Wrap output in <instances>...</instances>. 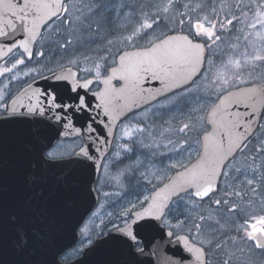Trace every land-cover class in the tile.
I'll use <instances>...</instances> for the list:
<instances>
[{
	"label": "rangeland",
	"instance_id": "rangeland-1",
	"mask_svg": "<svg viewBox=\"0 0 264 264\" xmlns=\"http://www.w3.org/2000/svg\"><path fill=\"white\" fill-rule=\"evenodd\" d=\"M87 1L71 0L68 6V19L72 20L77 15L75 5L80 6V12L83 16L89 17L85 24L97 20L99 18L97 15L90 14ZM109 1L108 8L102 11L106 27L103 29L112 33V39L118 42L119 48L117 50L132 47L133 42H125L123 37L131 35L145 19L152 22V18L157 16V6H167L168 3V0ZM210 1L213 3V8L216 6L215 12L212 11L209 15L212 17L211 19L208 17L205 8L209 0H172L173 6L168 8V12H160L154 25V31L148 30L147 38L135 40V45H146L147 39L160 37L172 30L189 32L187 16L183 17L185 19L184 25L176 23L182 18L181 13L189 12V9L184 5L195 8V11L190 13L193 20L197 15L201 18L207 16L213 23L219 21V23L224 24L223 30H220L219 25H217L216 35L220 36V40L208 41L210 47L206 69L198 81L188 88L190 91L176 92L138 112L136 116L137 125L130 128L137 145V158L131 162V150L121 149L117 156L118 161L115 158L113 160L117 163L110 162L105 168L103 167L101 180L98 182V187L101 188L99 190L102 196L101 203L83 225V237L79 245L66 256L79 254L89 245L87 242L89 236L93 241L111 230L113 224H122L123 218L117 219L120 212L130 208L132 204L137 205L133 210L139 208L138 201H143V197L150 195L153 188L162 184L175 170L186 166L199 155L201 147L199 136L208 128L205 122L206 113L221 93L243 83L264 81V64L261 62L245 65L242 69H235L228 64L230 59L243 62L246 55L252 54L254 49H264V41L256 35L257 32L264 31V29H261L260 25H257L256 28L250 27L251 24L255 23V19L248 9H238L234 6L237 0ZM247 2L248 0H244V3ZM196 5H201L202 9L196 8ZM93 7L95 6L93 5ZM256 11L259 16L260 10L257 9ZM242 12L247 15H242ZM233 16L238 17L239 22L233 21L232 25L227 24V20L232 19ZM259 18L264 19V17ZM67 24L61 19V21L52 24L48 34L56 37L59 30L69 28L65 26ZM72 25L73 28L69 29L70 38L77 36L81 40L85 31L98 33L93 23L90 30L82 32H74L73 29H79L80 26L78 24ZM84 39L86 40V38ZM71 40L72 46L75 38H71ZM87 40L89 39L87 38ZM68 50L69 48L64 49V51ZM261 54H264V51ZM220 75H223L229 83L224 84L223 80L217 79ZM177 100L180 102L173 103ZM184 124H189V129L184 132L179 131ZM137 127L142 131H136ZM262 135L255 141H264V134ZM81 145L80 140L64 141L52 151L67 156L68 153L75 152ZM255 147H259L258 144ZM253 150L255 151V149L251 151ZM244 151L226 167L225 173L227 175H224L221 189L217 194L205 201L191 198V203L188 196L179 198L172 207L175 212H170L166 220L168 225H175L182 215L181 221L184 223L182 228L177 229L190 234L194 240L201 242L206 236L198 234L193 225L200 223L199 216L204 215L205 221L202 224V229L205 233L212 232L216 241L222 244L221 250L210 249L212 264H224V261H229V264H246L242 253L245 251L244 246H246L247 241L241 239L244 236L242 225L249 217L253 215L258 217L264 214V166H262L264 165V158L255 159V163L250 164L252 163L248 159L250 155L247 154L249 149ZM261 153L264 154V152ZM255 154L257 155L258 152L255 151ZM174 164L176 167H171ZM158 177H163V179ZM248 179H254L255 183L251 186L247 185ZM129 187L132 190L131 195L128 194L121 197V200L118 199L130 189ZM233 192H239L241 195H231ZM112 197L116 198V202L119 203H112ZM217 199H226L228 204L217 206L214 203ZM233 205H237L238 210L228 211ZM208 217H212V219H208ZM112 221L115 222L111 223ZM205 246L208 247L207 244ZM249 246L250 258H252L250 264H264V252L256 253L252 244Z\"/></svg>",
	"mask_w": 264,
	"mask_h": 264
},
{
	"label": "water",
	"instance_id": "water-1",
	"mask_svg": "<svg viewBox=\"0 0 264 264\" xmlns=\"http://www.w3.org/2000/svg\"><path fill=\"white\" fill-rule=\"evenodd\" d=\"M67 1L65 0V2ZM7 2L8 0H0V30L11 32L10 28L6 26V22L9 20L15 22V20L12 12L5 11L4 4ZM11 2L19 7L18 0H11ZM55 19L57 18H54L52 21ZM45 28L43 25L40 26L36 40L29 44V51H33ZM188 34L185 31H177L169 33L160 39L173 35ZM22 38L20 33H17L15 37L11 35L0 37V61L11 53L7 51L11 43ZM198 42L205 43L201 40ZM143 47L145 46L123 50L118 55L116 64L111 67L110 73L104 79L112 74L113 68L118 66L120 55L126 52L137 51ZM207 52L206 47L203 53L204 62L200 65L201 71L197 72L192 78L194 82L202 75L205 69ZM70 72L76 73L79 78V69L69 65L29 83L14 97L9 106L11 107L16 103V106L20 109L19 114L5 117V119L18 122L0 123V128L3 129L5 136L3 146L0 148V264H124L125 261L131 259L127 256L124 245L109 239L110 236L118 235L112 230L103 236L97 237L75 259L64 262L61 260V256L75 247L79 242L82 236L81 226L100 202L96 183L104 160L112 149L119 123L130 114L140 111L180 91V89H174L171 93H164L160 88L159 82L146 81L142 87L150 91L152 95H155V99H152L151 96H146V102H141L138 107H130L120 113L118 118L113 119V116H116V112H113L112 115L106 118L103 109L95 107L99 101L93 96V93L105 87L102 82V87L96 91H90V88L88 90L79 89L80 95L87 93V99L91 103L92 109L90 113L69 112L72 128H65L63 122H58L54 118V112H49L44 117L28 116L25 108L21 107V104L26 106L30 102H35L34 97L31 101L29 100L33 89H45L50 86H57L58 91L65 100H67L69 95H75V93L70 92L68 87V85L74 82L75 78L69 77L67 81L63 79V77L69 76ZM54 76L61 77V79H53ZM86 79H93L95 81L94 77ZM118 79L119 73L112 80V85L115 88H120L121 86L115 85V81ZM84 80L79 78L80 83H83ZM192 84L193 82L189 81L186 87ZM29 85H32L31 89ZM252 88L264 90V82L240 85L223 92L218 97L206 114V122L209 128L201 136L202 143L204 135L214 130L213 124L209 122L213 119L210 113L213 112L217 105H222V102L224 114L231 113L233 116H239L244 119L248 117V113L251 111L250 106L256 107L257 115L254 122L261 125L264 115L262 114L264 113V99L257 98L255 101L245 99L248 90ZM157 91L161 94L156 95ZM233 101H239V103H233ZM120 103L122 104L123 101H120ZM220 115L218 114L217 119H219ZM34 121L44 122L40 125L42 133L40 146L46 152L60 139L80 137L83 140L81 147H87L90 154L93 155L94 160H85L83 157L71 155L60 157L57 161L52 162L51 165H40L38 168H34L33 164L36 163V140L32 135V130L36 127V124L33 123ZM86 124L95 128L96 132L91 133L87 127H84ZM76 128L81 129L80 133L75 132ZM258 129L259 127H254L248 133L246 143L255 135ZM216 134L218 138L224 137L226 146L227 138L225 132L217 128ZM97 135L101 137V141L96 140ZM90 136L91 139H89ZM242 148H234L228 154V158L217 169L218 173H224L226 165ZM203 151L202 147L200 154L194 160L186 166L175 170L151 194L163 189L178 173L185 172V169H192L200 161ZM80 161H83V163ZM222 177V174H218L214 181L216 186L215 192L219 189ZM214 193H211L209 197ZM175 199L177 198L172 197L167 202L170 204V207ZM144 207H147V205H144ZM142 210L140 207L133 210V213ZM13 216L17 217L15 223L11 221V217ZM164 217L159 221L155 218H149L147 221L141 220L139 222L136 230L140 234L139 238L142 241L140 247H143L145 251L142 256L137 258L135 264H181V262L182 264H196L193 254L186 250L184 241L181 239L177 242V237L188 236L191 245L200 246L201 244L194 241L187 233L168 236L167 233L169 231H174L163 223ZM129 223H131V220ZM120 226L122 227L123 225ZM18 229L25 230L29 237V244L23 249L17 246Z\"/></svg>",
	"mask_w": 264,
	"mask_h": 264
},
{
	"label": "snow or ice",
	"instance_id": "snow-or-ice-1",
	"mask_svg": "<svg viewBox=\"0 0 264 264\" xmlns=\"http://www.w3.org/2000/svg\"><path fill=\"white\" fill-rule=\"evenodd\" d=\"M19 7L8 0L4 4L5 11L12 12V16L15 20H9L6 22V26L10 28L11 32L0 30V37H8L9 35L15 37L17 33H20L23 37L18 41H13L11 46L8 47L7 51L12 52V49L19 47L23 49L19 58H14L15 62L11 64V67H3L0 69V75L6 73H11L18 65L25 64L24 54L27 53V57L30 59L32 52L29 51V44L36 40L39 33L40 26L43 25L47 27L54 18H60L63 16V22L68 24H78L79 29L74 28L73 31H84L90 30L92 23L96 25L97 32L103 27L105 20L101 15V4L99 0H92L89 4V12L91 15H97L99 18L95 21H91L85 24V21L89 20L88 16H83L80 12V6H75L77 15L72 19H68L69 7L67 6L65 0H18ZM95 5V7H93ZM173 6L172 0H168L167 6H157V16L152 18V22H148L145 19L140 27L134 30L131 35L123 37L125 42H133L137 39H145L148 37V30L154 31V25L159 18L161 11L168 12V8ZM238 9H248L252 13L255 23L251 24L250 27L256 28L260 25L261 29H264V19L259 17H264V0H248L244 3V0H237L234 5ZM184 7L189 9L188 13H181V19L177 20L178 25H184L185 19L183 17L187 16V24L189 27L188 35L180 36H168L164 39L159 37L151 38L146 40V46L139 48L137 51L126 52L119 56V63L116 68L112 69V74L109 75L102 82L105 85L100 91L93 93V96L99 101L95 107L102 108L105 117L112 115L116 112V116L113 119L118 118L120 113L129 109L130 107H138L141 102H146L145 97L151 96L155 99V95H152L150 91L142 87L143 83L146 81H157L160 84V88L164 93H171L174 89H180L182 92H188L190 89L186 87L189 81L194 83L192 80L193 76L197 72L201 71L200 65L204 62L203 53L206 47L210 46L207 41H218L220 36L216 35L217 25H219L220 30H223L224 24L213 23L208 19L207 16L203 18L197 17L193 20L190 13L195 11V8L189 5H184ZM196 8H201V5H196ZM257 9H259V16L257 15ZM215 12V10H213ZM242 15H247L242 12ZM233 21L239 22V18L233 16L232 19L227 20V24L232 25ZM257 37L264 41V31L256 33ZM201 37L206 38V43H199ZM72 43V40L65 38V44L60 45L67 49V46ZM111 44V41L108 42ZM262 50H255L250 55H246L241 60L230 59L228 64L235 69H242L245 65H250L255 62H261L264 64V54H261ZM43 55V53H38ZM83 59L87 60L88 57L85 56ZM103 59V58H102ZM72 63H78V61H72ZM115 63V61H113ZM88 75L94 74V79L99 80L102 71L107 72L108 67H101L99 62L94 64L93 68L83 69ZM119 73L118 82H121L120 88H115L112 85L113 78ZM29 73H24L27 76ZM73 77L74 82L68 85L71 93H75L74 96L69 95L67 100H65L61 93L58 91L57 86H50L45 89H33L32 96L29 97L31 101L35 98V102H30L28 105H22L28 116H39L44 117L49 112H54V118L58 122H63L65 128H72V120L69 117V112H89L92 109L91 103L87 99V93L85 95H80L79 89L83 88L88 90L90 85L93 84V79H85L83 83L79 82V78L76 73H69V76L63 77L65 81ZM12 79H17L13 76ZM53 79L59 80L61 77L54 76ZM217 79L223 80L224 84H228L229 81L224 78L223 75L217 77ZM32 88V85H29ZM161 93L157 91L156 95ZM257 98L264 99V90L252 88L249 89L245 99L250 101H255ZM2 99V97H0ZM183 99V97H181ZM120 101H123L121 104ZM180 101H173V103H179ZM19 103V102H17ZM233 103H239V101H233ZM223 105V102H222ZM222 105H217L216 108L210 113L213 118L209 122L213 124L214 130L212 132L206 133L203 137V156L200 161L193 166L192 169H185V172L178 173L177 176L170 181L169 184L165 185L163 189L154 192V194L144 196L143 201H138L142 211H137L133 213V209L137 207L136 204H132L130 208L124 209L117 216V219L123 218V226L113 224L112 231L117 233L116 236H110L109 239L117 241L118 243L124 245L127 256L131 259L125 261L124 264H135V261L139 256L144 254L145 249L139 247L142 243L139 238V233L136 228L141 220L147 221L149 218H155L156 220H161L165 215L168 214L170 210V204L167 203L172 199V197L182 198L183 196L191 198H199L203 200L209 197L211 193L216 191V186L214 181L218 174L227 175V173H218L217 169L220 164L228 158L233 149H240L241 147L247 148L246 138L248 133L252 131L254 127H264V125L255 124V117L257 115V108L251 107V111L248 113L246 119L240 118L239 116H233L231 113L224 114V108ZM0 123H15L18 121H12L5 119L8 116H15L19 114L20 109L14 103L11 107L7 104H0ZM195 111V109H193ZM218 114L219 119H217ZM264 114V113H262ZM27 122V121H23ZM36 127L32 130V135L36 140V163L33 164L34 168H38L40 165H51L52 162L57 161L63 154L57 153L55 151H45L43 147L40 146L42 139V133L40 125L43 121H34ZM111 123V122H110ZM91 133H95L96 129L92 128L90 125H85ZM189 124H184L179 131L184 132L189 129ZM225 132L227 138V145L225 146L224 137L218 138L216 134V129ZM81 129L76 128L75 132L80 133ZM136 131H142L137 127ZM68 134V133H66ZM123 135L125 137L131 138L133 133L130 128L125 127L123 130ZM4 132L0 128V148H2L4 143ZM91 139V136L89 137ZM97 141H101L99 135L96 136ZM125 151H130L127 144L122 145ZM256 152H264V141L261 142L259 147L255 148ZM68 155H74L77 157H83L85 160H94L93 155L90 154L87 147H81L78 152L68 153ZM117 155H119L117 153ZM83 163V161H80ZM183 166V165H181ZM264 166V165H262ZM171 167H176L172 165ZM255 175V173H254ZM163 179V177H158ZM35 179V177H33ZM255 183L254 179H248L246 181L247 185H253ZM231 195H241L239 192H233ZM214 203L219 206L221 204H228V200L217 199ZM147 205V207H144ZM238 210L237 205H233L228 211ZM220 214V213H218ZM222 215V214H220ZM212 219V217H208ZM17 220L16 216L11 217L12 223ZM131 220V223H129ZM200 223L194 224L193 227L197 229L198 234L205 235L206 238L201 241L200 246H194L189 243L188 236L177 237V242L181 239L184 241L186 250L192 253L195 257L196 264H208L207 249L204 245L207 244L208 249L215 248L216 250H221L222 244L217 242L215 236L212 232L205 233L202 229V224L205 221V216H199ZM183 221L177 220L174 226L170 227L182 228ZM219 223V221H217ZM191 231V229H189ZM242 231L244 236L241 237L242 240L253 242L254 248L264 252V214L260 216H251L245 220L242 225ZM168 236L175 235L174 232L169 231ZM88 244L93 243L92 238L88 237ZM103 243V241H102ZM29 244V237L25 230L18 229L17 231V246L21 249L27 247ZM242 251V250H241ZM231 259V258H230ZM182 264V262H181ZM224 264H229V261H224Z\"/></svg>",
	"mask_w": 264,
	"mask_h": 264
},
{
	"label": "flooded vegetation",
	"instance_id": "flooded-vegetation-1",
	"mask_svg": "<svg viewBox=\"0 0 264 264\" xmlns=\"http://www.w3.org/2000/svg\"><path fill=\"white\" fill-rule=\"evenodd\" d=\"M67 4V3H66ZM167 35V34H165ZM160 36L159 38H162L163 36ZM199 40H203L206 43V40L204 37H201ZM40 42V41H39ZM39 42L37 41L33 51H32V56L29 59L27 57V53L24 54L25 57V64L23 65H18L16 69H14L11 73H6L4 75H0V97H2V99H0V104H7L8 106H10L12 100L14 99V97L20 93V91H22V89L24 87H26L29 83L33 82V81H37L38 78L46 76L48 74H51L61 68H64L66 66H68V64H58V56H59V50L57 49H50V48H38V44ZM207 44H209V42L207 41ZM208 46V50H209ZM21 52H23V49L20 48H16L14 49L7 57H5L4 59H2L0 61V69H2L3 67H11V64L15 62L14 58H19ZM43 53V55H39L38 53ZM122 52V50H117L114 51L112 53H115V58L113 61H115V63H112L108 66V71L107 72H103L101 73L100 79L99 80H95L93 85L90 87V91H96L98 89H100L102 87V81L104 79V77H106L109 73H110V69L112 66H114L117 62V57L118 55ZM103 68V66H101ZM80 73H79V78L80 79H86L89 77H94L93 75H88L87 72L83 71V69H88V68H78ZM29 73L27 76L24 75V73ZM15 76L17 77V79H12V77ZM115 85H121V82L115 81ZM0 111H2V109H0ZM138 112L132 113L131 115H129L128 117H126L123 121H121L117 127L116 130V134L114 137V141L112 144V149L111 152L109 153V155L106 157L103 167L105 168V166L111 163H117L118 158H117V153H119L121 151V149H123L122 145L127 144L128 146H130L129 148L131 149V162L135 161L137 158V145L136 142L134 140V138H129V137H125L123 135V130L125 129V127L127 128H132L133 126L137 125V120H136V116H137ZM261 129L259 128L258 132L256 133V135L250 139L247 142V149H249L248 151V155H250L249 161L252 162L250 164H254L255 163V159H260L261 157L264 158V154L259 152L257 155L255 154V151H251L252 149H255L258 144V146L261 145V141L257 140V142L255 141L256 139H258L259 137L263 136L260 135ZM203 133V132H202ZM199 136V140L201 143V147L202 148V138L201 135ZM260 135V136H258ZM74 139H61L59 140L54 146H52L50 149H48L47 151H52L54 148L58 147L60 143H63L64 141H73ZM77 140L81 141V144L83 143L82 140L80 138H78ZM255 146H254V145ZM246 148H243L237 155L236 157L228 164L230 165L240 154H242V152L245 150H247ZM244 151V152H245ZM114 158L117 160L116 162H113ZM117 165V164H115ZM227 165V166H228ZM170 212H175L174 210L170 209L168 213ZM169 215H166V217H164V223L167 227L171 228L176 236L179 233H183L181 231H179L177 228L175 227H170V225H168V223L166 222V220L168 219ZM181 221V217L179 218ZM172 226H174V224H171ZM82 235H83V231H82ZM246 246H244V253L243 254V260L244 262H246V264H250V260H252V258H250V246L252 244L253 248V242L251 241H247ZM248 244V245H247ZM255 249V248H254ZM256 253L261 252L260 250L255 249ZM208 264H212V252L208 251ZM76 256H62L61 260L64 262H68L71 261L73 259H75ZM259 260H263V259H259Z\"/></svg>",
	"mask_w": 264,
	"mask_h": 264
},
{
	"label": "trees",
	"instance_id": "trees-1",
	"mask_svg": "<svg viewBox=\"0 0 264 264\" xmlns=\"http://www.w3.org/2000/svg\"><path fill=\"white\" fill-rule=\"evenodd\" d=\"M70 1H68L67 6H69ZM87 2L90 4L92 2V0H88ZM99 2L101 4V15H102V11H104V10H106V8H108V6L110 5V1L109 0H99ZM205 8L208 12V17L211 19L212 17H210L209 15L214 10L213 3L209 0V2L206 3ZM61 19H63V16H61L59 19L54 21L53 24L58 22V21H61ZM93 25H95V24L93 23ZM65 26H68L69 28L68 29H62L61 31L59 30L58 31L59 34L56 37L52 34H48L49 28L51 26L48 27L46 29V31L44 32V35L38 44V48H50V49L59 50L58 64H74L75 66H78L81 68H93L94 64L96 62H99L101 64V66H103V67L104 66L108 67L112 63V61L115 58V53H112V52L117 51V48H119V47L117 44L118 42L114 41V39H112V36H111L112 33H110V31H107L106 29H103L105 27V24L98 31V33H93V32L90 33L89 31L88 32L85 31L84 36L81 40H79L77 36L71 37V38H75V40H74L75 46H73L74 45L73 44L72 45L73 47H72L71 44H69L67 46V49L69 48L68 51H64L65 48L60 47V45L65 44V38H68L71 40L70 35H69V29L73 28V25L67 24ZM84 38H86V40ZM87 38L89 40H87ZM109 41H111V44L108 43ZM85 56L88 57L87 60L83 59V57H85ZM74 60L78 61V63H71ZM262 125H264V118H263ZM260 129H261L260 135L264 134L263 133L264 127H261ZM98 188H99V190L101 189L100 187H98ZM131 191L132 190L130 188L129 190L125 191L124 194L121 195L118 199L121 200V197L128 195V194L131 195V193H132ZM101 198H102V196H101ZM115 199L116 198L112 197V199H111L112 203L113 202L119 203V202H116ZM178 200H179V198L175 201V203ZM173 205H172V207H173ZM172 207H171V209H172ZM180 217H182V215ZM114 222L115 221H112L111 223H114ZM206 248L208 251H211L210 249H208V247H206Z\"/></svg>",
	"mask_w": 264,
	"mask_h": 264
}]
</instances>
